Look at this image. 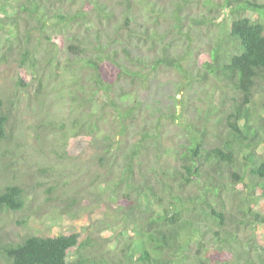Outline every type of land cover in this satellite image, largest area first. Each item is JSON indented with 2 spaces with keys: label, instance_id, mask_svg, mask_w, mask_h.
Wrapping results in <instances>:
<instances>
[{
  "label": "trees",
  "instance_id": "trees-1",
  "mask_svg": "<svg viewBox=\"0 0 264 264\" xmlns=\"http://www.w3.org/2000/svg\"><path fill=\"white\" fill-rule=\"evenodd\" d=\"M114 12L104 0H0V65L29 71L38 80L37 102L46 74L68 77V116L49 122L60 132L59 158L73 164L74 147L93 150L110 177L94 194L118 196L126 220L120 238L105 244L80 242L77 233H28L0 244V264H264V233L261 242L257 232L264 228V0H169L160 13L178 32L170 39L148 25L136 28L133 17L127 34L110 31ZM186 62L208 105L201 125L183 122L179 141L167 146L163 120H184L186 106L180 116L134 96L138 84H154L167 71L188 77ZM18 113V101L0 94V145L13 139ZM107 113L116 134L104 129ZM29 194L25 184L1 188L0 214L24 211ZM78 203L71 197L61 213L72 214Z\"/></svg>",
  "mask_w": 264,
  "mask_h": 264
},
{
  "label": "rangeland",
  "instance_id": "rangeland-1",
  "mask_svg": "<svg viewBox=\"0 0 264 264\" xmlns=\"http://www.w3.org/2000/svg\"><path fill=\"white\" fill-rule=\"evenodd\" d=\"M104 1L108 3L109 8L110 6L115 8V17L108 28L110 31H117L119 35L127 34L129 28L127 25L128 21H132L131 17H133L131 25L135 24L136 28L140 25H148L151 32L156 31L160 37L164 36L161 37L162 39L174 38L178 33L175 26L170 23V17L160 13L162 6H166L169 0H151V2L131 0L135 13L129 10V2L126 0H119L120 4L125 3L122 4L124 8L119 6L118 0ZM187 24L195 27L191 22ZM203 32L205 34L206 31ZM64 35L66 37L67 33ZM3 36L5 37L6 33ZM183 40L185 39L179 38L178 41L180 50L187 49ZM207 40V37H203L197 43L203 44ZM199 50L204 54L205 46L201 45ZM199 50L194 49L193 46L194 55ZM188 65L189 62H186L185 68H188ZM187 70H189L188 77L176 70L167 71L160 75L159 79L153 82L154 84H138L136 88L137 94L134 99L139 100L146 107H155L157 104L162 107L170 106L177 110L180 116H184V106H186L184 120L177 119L176 122L165 118L163 120V141L167 146L179 141L183 122L197 123V119L201 117V110L207 109L209 94L205 92L204 84L197 82L194 70L191 68ZM31 76L29 71L27 74L22 72L19 75L15 66L9 63L0 65V94L7 100L11 98L18 101L19 107L17 120L12 121L15 122L13 139L0 145V189L7 184L19 183L25 184L30 192L27 208L24 211L0 214V244L19 241L31 232L52 236L77 233L80 242L93 237L102 244H105L106 239H119L126 221L119 211L121 202L118 196L112 197L111 193L104 192L102 196L94 194L96 190L102 188L103 183L110 181L105 170L94 161V151L85 144L74 147L72 155L75 156L73 159L76 161L73 160V164L67 162L62 164L63 161L57 153L61 151L60 132L53 129V125L49 126V122L55 125L68 116L70 108L67 97L69 82L66 78L68 77L61 76L56 79L49 73L46 74L41 88L42 96L37 102L35 94L39 84L38 80H31ZM20 78L27 82V87L16 86ZM193 78H196V82L193 83V88L188 90ZM179 89L181 90L178 91ZM232 96L230 94L224 107L228 108L232 103ZM215 101L220 103L218 97ZM261 104L262 99L257 95L251 104L255 119L259 116L256 108L261 109ZM105 118V131L116 134L114 126L118 123L115 122L112 114L107 113ZM201 123L197 124L201 125ZM120 138V135L115 137L116 140ZM167 160L174 163V158L171 156H167ZM54 185L60 188L48 192ZM49 193H52V199H48ZM71 197L78 199L80 203L77 204V209L72 210V214L63 215L60 206L65 205ZM87 200L94 203L88 204ZM25 220L27 223H24ZM257 232L262 242L264 228L257 227Z\"/></svg>",
  "mask_w": 264,
  "mask_h": 264
}]
</instances>
